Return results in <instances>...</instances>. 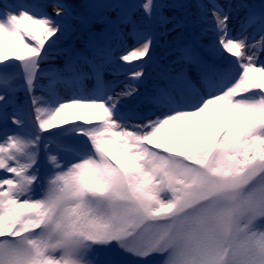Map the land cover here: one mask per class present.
Masks as SVG:
<instances>
[{"label":"snow or ice","instance_id":"obj_1","mask_svg":"<svg viewBox=\"0 0 264 264\" xmlns=\"http://www.w3.org/2000/svg\"><path fill=\"white\" fill-rule=\"evenodd\" d=\"M47 7L0 0V264H264V0Z\"/></svg>","mask_w":264,"mask_h":264},{"label":"rangeland","instance_id":"obj_2","mask_svg":"<svg viewBox=\"0 0 264 264\" xmlns=\"http://www.w3.org/2000/svg\"><path fill=\"white\" fill-rule=\"evenodd\" d=\"M44 2L49 5V7H47V9H46L48 14L54 15L55 12H56V9L51 7V4L54 2V0H44ZM61 2L69 4V5H72V6H79V5L83 4L85 2V0H61ZM223 2H224V0H221V3H223ZM251 2L259 4L260 0H251ZM191 12H194V9H192ZM174 14H176L178 16L182 15L181 12H175ZM192 18L193 17H191V15H190V19H192ZM178 31L185 32V35L188 36V37H191L192 35H198V33H193L192 28H188L187 30L181 29V30H178ZM77 35H79V33H77ZM211 37L212 36L209 35V37L205 38L202 42L208 43L211 40ZM67 43H68V41H61L59 46L63 47L65 45H67ZM161 43H163V40L161 41ZM159 51H160V49L158 48L157 49V54H159ZM262 58H264V57H262ZM57 62H59V61H57ZM121 79H123V77H121ZM149 84H150V82H149ZM145 86H148V85L141 86V91L144 90ZM18 95H19L20 100L23 101L24 93L20 92ZM134 102L135 101H129L128 103L131 104V103H134Z\"/></svg>","mask_w":264,"mask_h":264},{"label":"bare ground","instance_id":"obj_3","mask_svg":"<svg viewBox=\"0 0 264 264\" xmlns=\"http://www.w3.org/2000/svg\"><path fill=\"white\" fill-rule=\"evenodd\" d=\"M211 39H214V37L212 36Z\"/></svg>","mask_w":264,"mask_h":264}]
</instances>
